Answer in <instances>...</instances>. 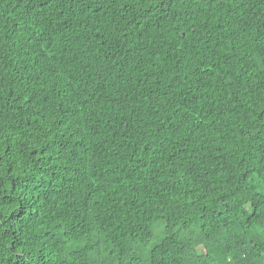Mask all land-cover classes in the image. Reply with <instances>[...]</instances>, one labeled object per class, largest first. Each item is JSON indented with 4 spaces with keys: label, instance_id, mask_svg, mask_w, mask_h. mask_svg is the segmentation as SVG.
<instances>
[{
    "label": "trees",
    "instance_id": "trees-1",
    "mask_svg": "<svg viewBox=\"0 0 264 264\" xmlns=\"http://www.w3.org/2000/svg\"><path fill=\"white\" fill-rule=\"evenodd\" d=\"M0 264H264V0H0Z\"/></svg>",
    "mask_w": 264,
    "mask_h": 264
}]
</instances>
